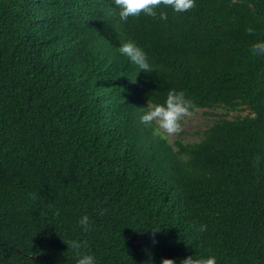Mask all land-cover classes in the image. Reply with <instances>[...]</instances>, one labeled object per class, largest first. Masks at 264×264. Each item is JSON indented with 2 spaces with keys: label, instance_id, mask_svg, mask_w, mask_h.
I'll use <instances>...</instances> for the list:
<instances>
[{
  "label": "trees",
  "instance_id": "16d2710c",
  "mask_svg": "<svg viewBox=\"0 0 264 264\" xmlns=\"http://www.w3.org/2000/svg\"><path fill=\"white\" fill-rule=\"evenodd\" d=\"M129 39L150 73L119 54ZM258 40L264 0L125 22L111 0H0V264H75L72 240L98 264H264ZM170 89L221 111L199 140L139 122Z\"/></svg>",
  "mask_w": 264,
  "mask_h": 264
},
{
  "label": "clouds",
  "instance_id": "9594fccd",
  "mask_svg": "<svg viewBox=\"0 0 264 264\" xmlns=\"http://www.w3.org/2000/svg\"><path fill=\"white\" fill-rule=\"evenodd\" d=\"M111 3L117 9L119 20L125 22L129 17H138L141 13L156 17L161 6L170 8L175 13H184L195 7L196 0H111ZM159 17L161 20H165L167 19V13L159 11ZM248 31H251V29ZM118 52L135 65L139 71L143 70L145 73L152 71L148 54L135 41L129 39L120 43ZM250 52L256 56H264V40L253 43ZM192 108V101L186 97L184 91L170 89L163 103H153L148 100L147 106L140 108L138 119L141 124L153 125L154 134L163 138L180 132L181 120L191 114ZM78 224L87 231L90 225L89 216H81ZM200 230H205L203 225ZM84 246V243L78 240L67 243V249H71L75 253V264H98L94 254L81 253L80 250ZM161 264H175V261L163 259ZM181 264H216V258L208 256L194 260L193 256H190L185 258Z\"/></svg>",
  "mask_w": 264,
  "mask_h": 264
},
{
  "label": "rangeland",
  "instance_id": "374dc122",
  "mask_svg": "<svg viewBox=\"0 0 264 264\" xmlns=\"http://www.w3.org/2000/svg\"><path fill=\"white\" fill-rule=\"evenodd\" d=\"M220 113V110L214 109L191 111L190 115L182 118L180 132L165 137L170 142H174L177 139H182L185 142L197 141L203 136L204 130L212 124ZM235 115L237 114L232 113L229 118H233Z\"/></svg>",
  "mask_w": 264,
  "mask_h": 264
}]
</instances>
